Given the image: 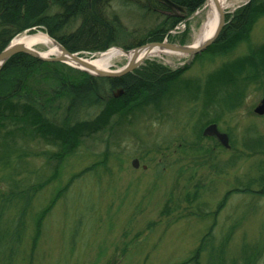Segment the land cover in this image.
<instances>
[{
  "label": "rangeland",
  "instance_id": "rangeland-1",
  "mask_svg": "<svg viewBox=\"0 0 264 264\" xmlns=\"http://www.w3.org/2000/svg\"><path fill=\"white\" fill-rule=\"evenodd\" d=\"M236 1L239 4L226 16L250 2ZM137 3L115 0L107 12L118 16L129 33L141 36L161 19L145 14ZM206 5L183 20L182 32H168L166 42L192 46L206 21ZM79 24V19L73 20L68 33ZM216 41L193 57L172 54L145 60L140 68L156 63L172 71L186 70L158 106L115 119L59 167L46 159L57 152L55 147L37 139L20 141L11 166L0 165V231L14 232L20 225L17 241L10 243L5 236L0 264H180L213 226L200 264H209L211 251L214 259L222 252L224 264H264V196L241 191L249 184L252 191H260L264 178V116L254 111L264 99V79L249 84L232 111L215 107L221 92L215 103L205 92L210 75L264 45V18L253 25L249 43L226 55L207 51ZM127 62H115L111 71ZM211 124L229 135L230 149L203 136ZM105 157V164L79 176ZM57 169V178L41 188ZM68 183L70 188L45 218L34 249L38 213Z\"/></svg>",
  "mask_w": 264,
  "mask_h": 264
},
{
  "label": "trees",
  "instance_id": "trees-1",
  "mask_svg": "<svg viewBox=\"0 0 264 264\" xmlns=\"http://www.w3.org/2000/svg\"><path fill=\"white\" fill-rule=\"evenodd\" d=\"M112 1L115 0H0V53L16 37L38 30L47 33L73 54L84 52L89 56L99 55L113 47L131 51L164 42L168 32L208 2L170 0L185 9L183 17L171 11L161 0H139L137 6L141 11L157 16L161 21L143 35L134 36L118 16L107 12ZM120 1L128 4L129 0ZM262 18L264 0H250L234 14L226 16L222 33L207 51L214 56H223L234 51L241 43H249L253 25ZM75 19L81 20V24L68 33L67 29ZM181 44H185L184 39ZM185 70L172 71L160 64L148 63L121 78H101L63 63L41 61L25 53L14 55L0 70V165L11 166L12 155L17 153L20 141L37 139L57 149L56 153L46 155V159L49 162L55 160L56 168L59 167L66 157L75 154L86 139L105 132L115 119H127L137 110L150 105L158 106L171 86L180 82ZM261 79H264V45L250 49L248 55L223 65L210 75L205 92L213 96L211 99L214 103L221 92V100L215 107L232 111L240 105L247 86ZM119 91H122L120 95ZM95 111L97 114L93 117ZM106 160L107 157L79 176L95 171ZM57 174L58 169L51 178L40 184L41 188L48 186L53 178H57ZM10 178L13 179L12 176ZM261 183L258 192L252 191L250 184L241 191L264 196V178H261ZM71 184L58 191L51 203L38 213L34 249L41 238L45 218ZM238 191L236 189L234 192ZM225 202L226 199L216 215ZM19 226L17 224L14 232L0 231V248L6 243V235L10 236V243L18 240ZM213 229L214 226L194 254L180 264H200L202 253L207 251L204 244L208 243L206 240ZM212 253L209 254V264H224L222 252L215 259Z\"/></svg>",
  "mask_w": 264,
  "mask_h": 264
},
{
  "label": "bare ground",
  "instance_id": "bare-ground-1",
  "mask_svg": "<svg viewBox=\"0 0 264 264\" xmlns=\"http://www.w3.org/2000/svg\"><path fill=\"white\" fill-rule=\"evenodd\" d=\"M207 17L202 27L201 32L196 36L193 48H199L204 45L216 32L221 14L226 15L227 12L233 11L238 3L236 0H208L206 3ZM12 46H24L30 48L38 53H41L44 57L59 58L63 55L62 49L56 44L44 31L38 30L34 34L29 35L25 33L13 39ZM177 53H171L166 50L159 49L158 47L150 48L148 46L138 48L137 50H131L126 53L120 48H111L108 51L96 55L94 57L84 56L88 59V64L91 69H88L91 73L111 71L115 62L127 60L144 62L148 59L161 58L163 55H172ZM181 56H188L183 54H177ZM205 130V129H204Z\"/></svg>",
  "mask_w": 264,
  "mask_h": 264
},
{
  "label": "water",
  "instance_id": "water-1",
  "mask_svg": "<svg viewBox=\"0 0 264 264\" xmlns=\"http://www.w3.org/2000/svg\"><path fill=\"white\" fill-rule=\"evenodd\" d=\"M166 7H168L171 11L176 13V11L184 12V8L172 3L170 0H161ZM226 24V15L221 14L219 26L215 32V34L202 46L199 48H193L192 46H181L176 44H171L168 42L162 43H152L145 46L150 48L158 47L159 49L169 51L171 53L183 54L188 56H196L197 54L206 50L210 45H212L219 37L220 33L222 32L224 26ZM56 44L62 49L63 55L59 58L54 57H44L41 53H38L30 48L24 46H12L11 44L0 53V70L2 67L7 63V61L12 58L14 55L18 53H25L28 54L36 59L46 62H58L66 64L72 68L80 70L82 72L88 73L90 75L101 77V78H121L130 73H133L135 70L140 68L143 62H136V61H128L127 64L118 71H106V72H97L91 73L88 69H91L90 65L87 63L88 59H85L84 56L90 55L89 53H70L64 46L54 40ZM12 43V42H11ZM144 46V47H145ZM137 50V49H135ZM129 53L130 51H125ZM95 56V55H92ZM122 91H119V95ZM255 114L259 116H264V99L261 101L260 105L256 107L254 110ZM204 137H212L218 140V142L226 149H230V138L228 134L221 133L218 125L211 124L205 128L203 131ZM133 167H139V161L134 160L132 163Z\"/></svg>",
  "mask_w": 264,
  "mask_h": 264
},
{
  "label": "built area",
  "instance_id": "built-area-1",
  "mask_svg": "<svg viewBox=\"0 0 264 264\" xmlns=\"http://www.w3.org/2000/svg\"><path fill=\"white\" fill-rule=\"evenodd\" d=\"M181 24H179L174 29H172L171 34H178V32H182L185 29V25H184V22H182Z\"/></svg>",
  "mask_w": 264,
  "mask_h": 264
},
{
  "label": "flooded vegetation",
  "instance_id": "flooded-vegetation-1",
  "mask_svg": "<svg viewBox=\"0 0 264 264\" xmlns=\"http://www.w3.org/2000/svg\"><path fill=\"white\" fill-rule=\"evenodd\" d=\"M79 21H80V24H81V20H79ZM80 24H79V25H80ZM75 30H76V29H75Z\"/></svg>",
  "mask_w": 264,
  "mask_h": 264
}]
</instances>
